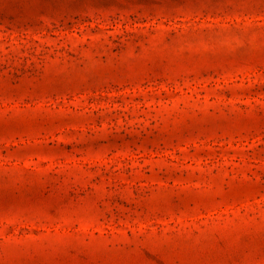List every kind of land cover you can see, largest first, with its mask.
Returning a JSON list of instances; mask_svg holds the SVG:
<instances>
[{
    "label": "rangeland",
    "instance_id": "1",
    "mask_svg": "<svg viewBox=\"0 0 264 264\" xmlns=\"http://www.w3.org/2000/svg\"><path fill=\"white\" fill-rule=\"evenodd\" d=\"M0 264H264V0H0Z\"/></svg>",
    "mask_w": 264,
    "mask_h": 264
}]
</instances>
